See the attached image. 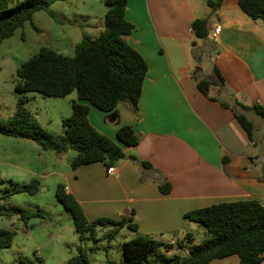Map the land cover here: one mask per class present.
I'll use <instances>...</instances> for the list:
<instances>
[{
    "label": "crops",
    "instance_id": "crops-1",
    "mask_svg": "<svg viewBox=\"0 0 264 264\" xmlns=\"http://www.w3.org/2000/svg\"><path fill=\"white\" fill-rule=\"evenodd\" d=\"M125 18L134 26L127 42L147 64L137 111L127 103L109 113L89 106L88 120L114 141L117 130L128 126L138 144L123 147L126 157L113 165L111 175L101 162L72 169L71 149L39 152L44 166L39 176L63 181L64 192L88 221L131 217L138 234L159 237L161 243L183 238L189 211L246 200L264 206V119L252 110L264 108V23L251 20L236 0H223L215 11L206 0H127ZM198 19L206 21L202 39L190 27ZM215 28L219 33L211 38ZM215 67L223 85H211L205 96L196 81L214 80ZM233 109L252 123V139ZM164 182L168 194L159 190ZM210 264H238V257Z\"/></svg>",
    "mask_w": 264,
    "mask_h": 264
},
{
    "label": "trees",
    "instance_id": "trees-1",
    "mask_svg": "<svg viewBox=\"0 0 264 264\" xmlns=\"http://www.w3.org/2000/svg\"><path fill=\"white\" fill-rule=\"evenodd\" d=\"M56 0H23L12 4L10 0H0V43L11 37L14 31L30 21L32 15L47 10ZM223 0H206L211 11L219 9ZM239 8L251 20L264 23V0H236ZM107 11L104 16V28L96 36L83 35L75 54L66 57L49 48L39 52L23 62L16 70L14 91L17 93H38L46 97L64 98L76 92L77 100L71 102V114L61 120L63 134L53 135L39 125L25 107V98L17 100L15 112L9 120H0V135L31 140L42 150L62 154L68 149L76 155L70 161L72 169L96 162L107 168L124 159L123 147H135L138 137L128 126H121L114 141L95 130L89 120V106L105 113L112 112L119 103H127L136 113L141 95L147 64L142 56L130 46L127 37L134 26L125 18L127 0H104ZM35 31L37 29L32 25ZM191 30L199 39L207 36L206 21L194 20ZM214 80H197V89L205 96L211 85L222 86L223 78L219 70L213 69ZM86 103V104H85ZM228 107L226 103H221ZM246 110V107L235 103ZM252 110L264 119V108L254 105ZM235 118L244 129L248 139H252V123L240 112L233 109ZM133 161L137 160L131 157ZM143 169L150 165L140 162ZM3 196L8 199L14 194L24 193L31 196L39 192V181L31 179L27 184H11ZM162 194L170 192L166 182L159 185ZM55 197L72 217V223L79 241L94 237L96 228H112L107 239L111 240L120 228L127 227L138 232L131 217L118 220L97 218L88 221L78 202L64 192V186L58 185ZM133 215V211H131ZM0 216H16L21 221L42 218L41 211H26L20 208H8L0 204ZM189 222L201 225L206 238L199 244L189 247L184 258L175 255L167 257L165 253L183 249L192 243V234H185L181 241L174 244L161 243L150 236L136 234L122 244L124 264H210L229 256H237L238 264H260L264 258V206L257 200L236 201L213 204L205 208L184 214ZM13 233L0 229V247L9 248ZM19 264H33L22 259ZM66 264H89L87 253L79 249L77 255L70 257Z\"/></svg>",
    "mask_w": 264,
    "mask_h": 264
},
{
    "label": "rangeland",
    "instance_id": "rangeland-1",
    "mask_svg": "<svg viewBox=\"0 0 264 264\" xmlns=\"http://www.w3.org/2000/svg\"><path fill=\"white\" fill-rule=\"evenodd\" d=\"M21 1L10 0L12 4ZM106 11L104 0H56L47 10L34 13L30 21L24 22L11 37L0 43V120L12 118L17 100L24 97L25 107L39 125L53 135L63 134L61 120L70 116L76 93L64 98L17 93L13 88L15 72L41 48L72 57L83 35L96 37L103 30ZM39 152L53 155V152L40 150L31 140L0 135V204L30 212L40 210L42 214V218L28 221L16 216H0V229L13 233L11 246L0 247V264H19L20 259L33 264H66L80 248L87 253L89 264H124L122 244L137 233L123 227L108 240L106 236L112 228L100 227L96 228L93 239L80 242L71 215L55 197L56 188L64 184L63 181H57V176H39L44 169L37 155ZM71 153L76 155L73 150ZM31 179L39 181L36 195L19 193L3 198L7 190L12 189V183L27 184ZM188 223L190 226L185 227L184 232L192 234V243L179 249L175 254L177 258L186 257L189 247L201 243L207 236L201 225ZM156 240H160L159 237Z\"/></svg>",
    "mask_w": 264,
    "mask_h": 264
},
{
    "label": "built area",
    "instance_id": "built-area-1",
    "mask_svg": "<svg viewBox=\"0 0 264 264\" xmlns=\"http://www.w3.org/2000/svg\"><path fill=\"white\" fill-rule=\"evenodd\" d=\"M218 33H219V29L215 28L214 31L211 32L210 37L215 38L218 35ZM106 172L109 175L113 174L114 173V167L113 166L108 167Z\"/></svg>",
    "mask_w": 264,
    "mask_h": 264
}]
</instances>
